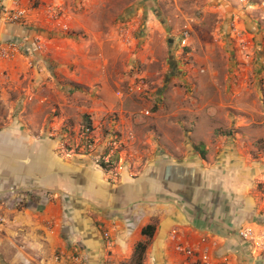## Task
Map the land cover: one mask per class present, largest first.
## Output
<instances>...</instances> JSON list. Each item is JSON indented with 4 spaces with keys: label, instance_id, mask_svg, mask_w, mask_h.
<instances>
[{
    "label": "crops",
    "instance_id": "obj_1",
    "mask_svg": "<svg viewBox=\"0 0 264 264\" xmlns=\"http://www.w3.org/2000/svg\"><path fill=\"white\" fill-rule=\"evenodd\" d=\"M33 1L37 8L31 12L29 23L0 24V43L18 39L32 50L0 60V93L20 90L27 95L18 118L8 119L9 124L0 129V195L9 201L22 193L17 201L25 202L21 210L12 206L4 212L10 222L3 240L16 250L13 254L7 243L1 246V252L8 251L7 264H29L30 259L36 264L49 259V264H69L51 263V258L59 252L72 254L73 244L85 264H121L132 257L137 243L147 240L141 230L150 224L156 230L148 240L143 264H185L186 258L175 251L178 243L199 249L189 259L190 264L200 263L203 250L216 264H264V253L255 252L238 236L243 228H258L264 219V153L255 155L253 148L244 147L236 139L229 146L215 148L210 141L213 134L202 133L196 134L200 145L194 150L198 143L181 144L165 131L153 129L138 134L136 123L121 114L109 130L115 128L121 143L129 148L142 140L146 152L152 155L146 162L138 159L136 174L124 168L114 182H109L92 158L63 148L62 143L68 142L62 140L68 120L59 101L84 94V86L94 85L108 61H92L94 65H89L83 51H77L72 39L59 31L66 24L70 28L80 25L73 11L87 6L89 0ZM28 2L22 0L25 6ZM50 7L60 14L55 24L43 14ZM36 39L43 44L40 51L34 47ZM29 66L33 67L31 73ZM22 75L35 82L22 88ZM15 80L18 84L13 83ZM53 87H57L56 103L62 115L44 131L40 128V111H26V106H42L47 98L38 93H53ZM100 89V101L95 104L102 106L106 117L111 104L104 101L109 98L104 84ZM118 101V112L122 113L124 100ZM2 102L9 107L11 101L5 95ZM80 109L94 110L87 106ZM248 115L235 118L245 122L254 118ZM7 116L0 115V121L6 122ZM98 130L92 135L100 147L105 138H117ZM235 135L240 138L244 132ZM80 142L78 139L76 143ZM61 152L66 156L60 157ZM113 219L117 228L112 232L113 246L107 248L102 233ZM173 228L179 231L177 241L169 239Z\"/></svg>",
    "mask_w": 264,
    "mask_h": 264
},
{
    "label": "rangeland",
    "instance_id": "obj_2",
    "mask_svg": "<svg viewBox=\"0 0 264 264\" xmlns=\"http://www.w3.org/2000/svg\"><path fill=\"white\" fill-rule=\"evenodd\" d=\"M86 5L73 11L80 25L70 28L66 24L67 29L59 31L72 39L77 51H83L89 65H94L92 61L98 64L108 61V65L104 64L105 68L99 72L92 87L84 86L85 95L73 98L70 95L59 101L68 120L62 137L68 142L62 141L63 148L91 158L85 153L84 139L96 140L92 132L97 129L101 134L116 135L121 142L116 129L109 130L110 124L121 114L136 123L138 134L153 129L165 131L181 144L198 143L194 150L200 145L196 134L202 133L213 134L210 141L215 148L229 146L236 139L244 147L253 148L255 155L264 153V22H260L258 11L240 7L237 0H226L225 3L218 0H89ZM233 14L237 15V26L253 36L254 54L248 60L243 59L231 39L229 26ZM101 35L105 40L100 38ZM32 68L29 66L30 73ZM136 77L144 79L142 94L119 97L117 92L125 91ZM19 82L22 88H28L35 80L22 75ZM13 83L18 84V81ZM102 84L109 96L104 101L109 102L112 109L106 117L102 106L95 104L100 101ZM53 88V93L52 90L38 93L47 98L42 106L36 108V103L26 106V111H40V128L44 131L50 129L56 116L62 115L56 103L57 87ZM5 95L11 101L9 107L2 102ZM26 96L20 90L0 93V115L9 114L6 122L0 121V129L9 124L8 119L18 118ZM118 99L124 100L122 113L118 112L121 106ZM82 106L94 110L82 112ZM247 114L254 118L246 122L237 119ZM236 132L246 135L236 138ZM78 139L79 144L76 143ZM142 143V140L136 141L131 148L121 143L123 169L130 170L131 174L138 172L139 158L146 162L152 156ZM65 152L59 156L65 157ZM97 168L104 172L109 182H114V176L109 174V179L104 168ZM1 196L0 214L12 206L17 210L25 206L24 201L16 198L8 201ZM6 218L7 223L0 229V240L3 241L0 264H7L9 259L8 251L1 252L4 244L7 243L11 253L16 254L11 243L3 240L10 222L9 217ZM55 256L56 253L52 255L51 263H56ZM49 260L39 263L49 264ZM143 260L144 255L141 264ZM29 261V264H36ZM135 262L133 253L121 264Z\"/></svg>",
    "mask_w": 264,
    "mask_h": 264
},
{
    "label": "built area",
    "instance_id": "obj_3",
    "mask_svg": "<svg viewBox=\"0 0 264 264\" xmlns=\"http://www.w3.org/2000/svg\"><path fill=\"white\" fill-rule=\"evenodd\" d=\"M226 0H218V2L225 3ZM240 7L247 8L250 10L258 11L260 22H264V0H237ZM29 6L22 4V0H0V24L1 25H26L29 23V17L31 12L35 11L37 6L33 0H29ZM43 14L49 20L51 24L56 23V19L59 17V13L56 9L50 7L44 10ZM38 22V21H37ZM67 28L63 27L62 30ZM229 32L231 33V39L235 41L239 53L243 56L244 60H248L254 54V41L253 36L250 35L246 30L240 29L237 26V15L233 14L229 26ZM187 37V33L184 34ZM43 44L39 39H36L34 47L36 51H40ZM32 50L27 47L22 41L18 39H10L5 42L0 43V60L13 59L15 56L22 54H29ZM145 88L144 79L136 77L131 83H129L125 91H118L117 95L119 97L123 96H134L141 95ZM148 115L149 111H145ZM85 145L84 150L86 155H89L94 164L97 167L104 168L108 173H110L114 178H117L119 173L123 169V158L121 155V142L115 136H109L103 140L102 146L98 144L99 141L92 140L91 137L84 139ZM95 153V154H94ZM19 193L14 195L13 199L21 198ZM22 196V195H21ZM19 201H22L21 199ZM7 223V218L5 214H0V229H2ZM109 227L103 230L102 236L107 248L113 246L112 232L116 230L117 225L115 219L110 223ZM178 229L173 228L170 231L169 239L171 241L178 240ZM239 238L250 245V247L257 253H264V219L259 223L258 228L254 229L252 227H246L238 232ZM204 242V239H201ZM74 248L72 254H66L64 252H59L55 256V262L64 261L69 264H85V260L78 255V247L76 244L72 245ZM199 249L196 247L185 246L180 243L176 244L175 251L180 253L186 258L185 264H190L189 259L194 257ZM202 254L199 264H216L212 262L207 255L205 250L200 252ZM195 264V263H192Z\"/></svg>",
    "mask_w": 264,
    "mask_h": 264
},
{
    "label": "trees",
    "instance_id": "obj_4",
    "mask_svg": "<svg viewBox=\"0 0 264 264\" xmlns=\"http://www.w3.org/2000/svg\"><path fill=\"white\" fill-rule=\"evenodd\" d=\"M155 230L156 227L153 224L147 225L142 228L141 234L146 237L147 240L137 243L134 248V257L136 259V264H141L144 252L146 251L148 245V240L154 236Z\"/></svg>",
    "mask_w": 264,
    "mask_h": 264
}]
</instances>
